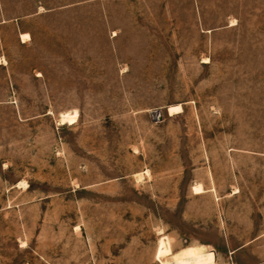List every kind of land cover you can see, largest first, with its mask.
<instances>
[{
  "label": "rangeland",
  "instance_id": "obj_1",
  "mask_svg": "<svg viewBox=\"0 0 264 264\" xmlns=\"http://www.w3.org/2000/svg\"><path fill=\"white\" fill-rule=\"evenodd\" d=\"M0 264H264V0H0Z\"/></svg>",
  "mask_w": 264,
  "mask_h": 264
},
{
  "label": "bare ground",
  "instance_id": "obj_2",
  "mask_svg": "<svg viewBox=\"0 0 264 264\" xmlns=\"http://www.w3.org/2000/svg\"><path fill=\"white\" fill-rule=\"evenodd\" d=\"M22 37H23V39H26L29 36L28 35H23ZM179 111H182V107L181 106H173V107L170 108V113L171 114L176 113V112L179 113ZM74 113L75 114H72V113L68 112V113L63 114L61 116L62 124H66V123L74 124L76 122V120H77V115H76L77 112H74ZM195 189H196L195 190L196 192L197 191L199 192L201 190V187H196Z\"/></svg>",
  "mask_w": 264,
  "mask_h": 264
}]
</instances>
